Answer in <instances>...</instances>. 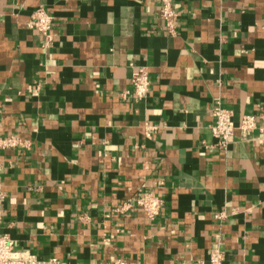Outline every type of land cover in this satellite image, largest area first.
Returning <instances> with one entry per match:
<instances>
[{
	"label": "crops",
	"instance_id": "1",
	"mask_svg": "<svg viewBox=\"0 0 264 264\" xmlns=\"http://www.w3.org/2000/svg\"><path fill=\"white\" fill-rule=\"evenodd\" d=\"M0 0V233L66 264H264V0ZM53 16L49 44L29 26ZM146 67L147 94L132 93ZM236 129L215 147L216 102ZM143 192L150 219L116 208ZM221 213V217H216Z\"/></svg>",
	"mask_w": 264,
	"mask_h": 264
},
{
	"label": "built area",
	"instance_id": "2",
	"mask_svg": "<svg viewBox=\"0 0 264 264\" xmlns=\"http://www.w3.org/2000/svg\"><path fill=\"white\" fill-rule=\"evenodd\" d=\"M160 16L164 20L165 28L168 33L174 34L177 27L178 14L172 0H163L160 6ZM29 26L38 30L44 38V44H49L52 39L51 29L53 26V16L45 9H37ZM150 85V77L146 67L137 68L132 74V90L125 93H132L137 99L143 98ZM212 114L214 123L211 126L212 133L216 138L215 147L220 151L226 152L230 138L233 136L236 129H239L243 136H249L256 127V118L254 115L245 114L238 125L232 119V112L222 106L221 102L217 101ZM19 140L15 136H7L0 138V147L16 146ZM163 200L152 192H143L134 198L133 201L127 200L116 208V211L125 214L132 207L138 206L146 213L147 217L154 219L161 211ZM221 213H217L216 217H221ZM223 252L219 248H214L210 255L209 264H222ZM0 264H66L56 257L46 260H38L33 254L27 251H19L15 248V240L8 234L0 233ZM106 264H125L117 260Z\"/></svg>",
	"mask_w": 264,
	"mask_h": 264
}]
</instances>
